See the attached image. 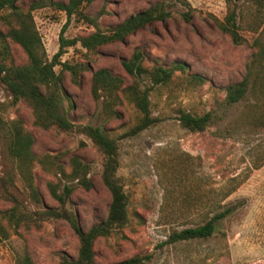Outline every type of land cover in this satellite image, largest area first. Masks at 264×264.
Wrapping results in <instances>:
<instances>
[{"label": "rangeland", "instance_id": "obj_1", "mask_svg": "<svg viewBox=\"0 0 264 264\" xmlns=\"http://www.w3.org/2000/svg\"><path fill=\"white\" fill-rule=\"evenodd\" d=\"M42 2L33 12L36 27L50 58L63 37L73 39L94 30L86 20L71 18ZM67 2V0H50ZM158 0H94L84 13L99 26L113 28L128 16L144 10ZM236 5L239 34L244 43L234 44L216 25L227 7ZM170 17L153 21L128 34L123 40L103 44L88 64L92 70L107 68L131 83L121 60L135 49L146 60L187 65L186 74H199L205 84L174 83L150 92L152 115L159 121L136 135H126L134 124L135 110L124 100L115 109L119 117L104 119L101 100L90 91L91 71L84 70L77 83L68 72L61 73L62 87L73 107L67 117L75 125L89 124L117 136V178L127 197L128 219L119 231L96 239L93 264H118L133 256L137 264H264V105L256 104L250 94L237 103L224 102V87L237 82L246 73L254 51L252 42L262 30L254 31L264 6L256 12L249 0H168ZM14 64L26 62L20 46L11 43ZM79 45L65 47L60 60L82 61ZM58 71L59 68H56ZM0 83V103L6 119L19 117L34 137L33 152L38 156H60L63 164L78 156L88 164L91 187L69 183L72 191L66 208L74 213L81 227L104 219L110 194L101 180L103 155L84 134L55 127L34 125L31 111L23 102L10 105ZM190 113L209 112L211 119L203 132L192 133L177 120L178 109ZM257 117L262 120L258 122ZM258 166V167H257ZM10 179V183L7 179ZM7 181V183H3ZM38 200L17 173L0 140V208L12 205L15 197L20 207L30 213L58 208L48 182H56L52 172L37 166L32 170ZM229 209V210H228ZM226 214L215 222L212 236L171 242L172 231L202 225L213 215ZM0 233V264H15L27 253L33 264H59L61 256H75L78 237L69 224L47 217L24 226H8Z\"/></svg>", "mask_w": 264, "mask_h": 264}, {"label": "trees", "instance_id": "obj_2", "mask_svg": "<svg viewBox=\"0 0 264 264\" xmlns=\"http://www.w3.org/2000/svg\"><path fill=\"white\" fill-rule=\"evenodd\" d=\"M23 0H0V83L4 86L6 95L11 98L10 105L23 102L31 111L34 125L42 129L55 127L61 131L75 130L84 134L99 149L103 155L101 180L110 194L108 211L103 220L91 224L88 228L80 226L74 213L66 208L72 191L71 182H76L86 189L91 187L87 177L88 164L78 156H70L65 165L60 156H38L33 152L34 137L24 126L21 118L6 119L2 114L4 104L0 103V140L11 159L15 163L17 173L29 189L30 195L38 200V193L33 185L32 170L41 166L43 170L52 172L56 182H48L49 193L58 203V208L30 213L23 210L15 197H11L12 205L0 208V233L5 234L3 222L8 226H17L22 223L28 226L47 217L65 220L78 237L76 254L73 257L61 256L59 264H93L94 243L96 239L108 237L114 231L122 229L128 219L127 197L116 176L119 160L117 136L111 131L99 127L75 125L67 117V110L73 107L72 100L62 87L61 73H69L71 80L77 83L84 70L91 71L90 91L94 100H101V109L104 119L119 117L115 107L124 100L136 112L134 124L126 131V135H136L140 131L156 124L159 119L152 115L150 92L157 87H168L171 84L202 85L205 77L199 74H186L187 65L173 61L170 64H161L157 61H148L144 53L135 49L128 59L121 60V65L132 80L124 85V78L112 73L107 68L92 70L88 64L97 55L98 47L123 40L128 34L144 27L153 21H162L170 17L166 9L168 0H158L148 8L132 14L116 24L113 28L99 26L96 19L84 13V7L94 0H67V2L50 1L47 4L65 14L67 21L71 18L86 20L94 30L84 36L73 39L63 37L65 26L59 36L57 52L48 57L41 35L36 27L33 12L42 6V2L32 1L26 8L18 3ZM256 7V12L262 11L264 0H249ZM260 19L254 31L262 28L252 42L254 49L246 73L241 80L224 87V102L237 103L250 94L256 104L264 105V26ZM216 25L228 35L234 44H241L245 39L239 34L236 5L227 7L222 21L216 20ZM11 43L18 44L26 56L24 64H14ZM77 55L82 61L69 63L61 61L65 47H75ZM56 68H59L57 71ZM184 78L182 81L179 79ZM177 120L184 129L192 133L203 132L208 126L211 114L190 113L184 109L177 110ZM261 123L260 117H257ZM262 124V123H261ZM264 163L261 162L258 166ZM257 166V167H258ZM7 181L10 183V179ZM3 181V183H7ZM229 210V209H228ZM221 212L208 218L202 225L172 231L169 236L171 242L202 239L212 236L215 231V222L223 217ZM141 261L133 256L118 264H137ZM15 264H33L27 253L19 255Z\"/></svg>", "mask_w": 264, "mask_h": 264}]
</instances>
